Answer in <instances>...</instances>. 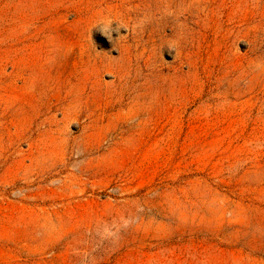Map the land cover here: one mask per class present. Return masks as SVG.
Segmentation results:
<instances>
[{
	"label": "rangeland",
	"instance_id": "obj_1",
	"mask_svg": "<svg viewBox=\"0 0 264 264\" xmlns=\"http://www.w3.org/2000/svg\"><path fill=\"white\" fill-rule=\"evenodd\" d=\"M0 264H264V0H0Z\"/></svg>",
	"mask_w": 264,
	"mask_h": 264
}]
</instances>
